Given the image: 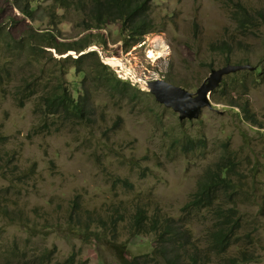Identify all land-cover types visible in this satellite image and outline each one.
<instances>
[{"label":"rangeland","instance_id":"1","mask_svg":"<svg viewBox=\"0 0 264 264\" xmlns=\"http://www.w3.org/2000/svg\"><path fill=\"white\" fill-rule=\"evenodd\" d=\"M8 1L11 5L0 0V19L14 34L6 40L0 37V152L2 168L9 169L0 172V198L16 204L17 215L27 222L18 232L1 227L0 234L7 233L0 238V249L7 246L0 257L12 250L14 239L23 249L33 231L32 241L46 239L49 248L63 239L84 241L91 234L112 238L117 233L111 241L125 247L119 257L109 255L111 264H166L164 258L156 260L155 251L165 249L156 248L155 236L133 235L125 224L117 232L111 227L117 213L124 212L127 223L142 207L149 221L173 218L178 233L173 245L178 248L185 241L180 249L184 263L191 259L190 264H204L208 254L195 246L202 249L223 218L214 211L190 213L184 205L205 169L231 154L238 168L226 202L227 208L235 206L245 227L243 239H235L225 255H210L207 264H225V256L264 264V0H148L153 29L129 49L123 19L104 6L107 0ZM238 5L253 17L258 11L263 15L256 26L246 25L245 35L233 21ZM26 6L35 10L32 19L23 12ZM11 15L14 20L9 23ZM30 27L50 31L59 44L19 48ZM77 39L89 46L82 53L96 50L118 77L141 92L148 93L147 84L155 79L195 92L211 70L236 66L224 68L226 77L211 96L215 110L203 107L197 117L180 122L177 113L151 94L122 100L104 92L96 80H84V73L76 70L82 53L64 52L62 45H73ZM212 44H227L231 50L215 52ZM112 58L119 63L110 62ZM95 62L92 57L81 67L88 70ZM241 65L248 68L241 71ZM248 72L262 76L251 80ZM225 80L237 88L219 94ZM60 82L74 97L88 94L86 119L66 121L42 111L41 97L56 91ZM245 91L250 105L244 111L228 105L241 102ZM188 141L197 146L188 149ZM43 249L29 244L18 256L26 264ZM53 257L35 264L65 260L55 255L52 261ZM102 261L108 264L106 256ZM81 262L76 259L75 264Z\"/></svg>","mask_w":264,"mask_h":264},{"label":"trees","instance_id":"2","mask_svg":"<svg viewBox=\"0 0 264 264\" xmlns=\"http://www.w3.org/2000/svg\"><path fill=\"white\" fill-rule=\"evenodd\" d=\"M13 1L16 2L17 0ZM7 2L10 4V1L7 0ZM104 6L113 8L114 11H117L115 17L119 21L123 19V23L125 24L123 31L129 33L130 35L129 41L126 42L127 49H129L132 46V43L136 42L140 36L153 29L152 19L150 17L151 7L148 5V0H107ZM26 8L27 10L23 11L26 18L32 19L35 10H33L31 6H26ZM237 8L238 12L234 14V19L237 27L243 32L246 25L251 27L256 26L258 23L255 21L258 20L260 23L263 18L260 11L256 12L253 17L248 13L246 8L240 5H238ZM240 11L245 17H240L238 14ZM103 18L104 14L102 6H100L98 19L102 20ZM7 20L10 23V21L14 20V15H11ZM11 36H14L13 32L5 27L4 20L0 19V37L6 40ZM26 36L27 39L24 42L19 43V48H21L23 44H27L33 49L37 45H40V43H46L44 46H47L48 48H55L59 44L55 35L51 34L50 31L38 32L30 27V31L26 33ZM140 39L141 38L138 40ZM62 45L65 49L64 52L75 51L77 53H82L89 47L83 44L79 39H77L73 45L66 43H62ZM213 45L214 44H212V46ZM36 49L41 51L40 48ZM92 57L96 58L95 65L93 67H89L88 70L83 69L81 67V63ZM76 60L78 63L76 70L84 73V80H87L88 78L96 80L98 87L113 98L123 100L127 97H132L133 99H137L141 94H150L144 91H139L136 89L135 85L131 84L130 81L118 77L117 73H115L111 66L104 64L98 58L97 51H89L85 54H81ZM247 74H250V78H253L251 73L248 72ZM236 88L237 84L233 81L227 82L225 80L224 86L219 91V94H227L234 91ZM215 91H213V93ZM247 94V91L243 93V96L240 98V100L242 99L241 102L235 101L233 103H228V105L238 107L241 111H244L250 105V101L248 97H246ZM151 96L153 97V95ZM40 104L42 105V111H44L47 115L59 116L66 121H82L89 115L88 107L90 106V102L88 94L83 93L74 97L62 82L58 84V89L56 91L43 95L41 97ZM193 146L197 145L192 141H188L186 144L188 149ZM4 163L5 162L1 159L0 152V172L9 171L8 167L2 168ZM14 168L17 169L16 167ZM237 168L238 165L231 154H227V156L217 159V162L205 169L203 176L198 182L196 191L192 193L188 203L184 206V209L188 210L190 213L214 211L219 213V215L223 218L222 221H218V223L215 224V229L211 232L212 237L209 238L206 245H204L202 249L195 246V248L202 254H208L204 264L208 263L207 260L210 255L217 257L225 255L227 249L231 244H233L235 239H243L242 231L245 227L240 223V218L236 214L235 206L227 208L226 202L227 196L230 198L232 197V195L227 194L226 190L234 187L233 173H235ZM220 198L223 199L222 202H220ZM15 205L2 203L0 198V223L8 225L12 228L13 226L24 228L25 225L12 223V212ZM117 215L118 219L111 224V227L115 232H117L120 224H125L133 235H153L156 237V248L162 247L165 249V251L160 250L159 253L165 259L166 264H183L182 251H180V249L184 246L185 241H182L178 248L174 247L173 244L176 241L175 238L178 237V233L174 231L175 228L173 225L175 221H173V218L164 220V218L154 217L149 221L147 211L142 207L135 210L132 217L128 219L127 223L124 212L117 213ZM161 228L164 229L163 232L159 231ZM182 238L184 239L185 235H183ZM242 242L244 243V241ZM14 245L15 246H12V250H5L3 257H0V260H2L0 264H22V260L18 256V252L22 249L18 247L17 244ZM241 253L243 257L244 254H247L244 250ZM41 256L46 258L45 251H43ZM259 258L260 256L257 258V262ZM43 261L44 259H41V263ZM223 262L225 264H244L243 261H240L238 257L235 256H225L223 257ZM188 263H191V259H189Z\"/></svg>","mask_w":264,"mask_h":264},{"label":"bare ground","instance_id":"3","mask_svg":"<svg viewBox=\"0 0 264 264\" xmlns=\"http://www.w3.org/2000/svg\"><path fill=\"white\" fill-rule=\"evenodd\" d=\"M109 61L119 63V61L115 58H112ZM223 193H224V190H223ZM167 219L169 218L167 217L164 218V220H167ZM1 227H3L5 230L10 226L4 225L1 223L0 231L2 230ZM13 231L15 230L13 229ZM15 232H18V231H15ZM6 233L7 231L1 233L0 238L2 237V235ZM34 236H35V231L31 232V236L26 239L25 246L22 250H26V245H29V244H34V245L39 246V248L43 247L44 249L38 254H33V256L30 259H27L26 264H35V261L37 259H45L41 256L43 251H45L46 253L45 257H47V259L45 260H51L52 257L54 256L52 260L54 261L55 255L58 257H65V260L62 264H75L76 259L81 260L82 261L81 264H88L90 259H97L98 264H104L102 261L103 256H106L107 263L111 264L109 262V255H116L119 257L121 255L120 253L121 248L125 247V243L118 244L119 241H111L112 239H117V233H114L112 238L109 236L91 234L88 238L84 239V241H74L72 239H67L65 241L63 239L56 246L52 245L51 248L48 247L47 245L48 241H46V239L45 241H32V238ZM13 244H17V246L19 247V243L16 239H14ZM6 246H7V243H4L3 248H5ZM3 248L0 249L1 254H2ZM155 253L157 256L156 260L163 258L161 254L158 253L157 251H155ZM146 256L148 255L146 254ZM22 264H23V260H22ZM183 264H184V260H183Z\"/></svg>","mask_w":264,"mask_h":264},{"label":"water","instance_id":"4","mask_svg":"<svg viewBox=\"0 0 264 264\" xmlns=\"http://www.w3.org/2000/svg\"><path fill=\"white\" fill-rule=\"evenodd\" d=\"M246 68L248 67H239L240 70ZM224 70L222 68L217 71H212L211 75L202 82L195 92H190L181 86L160 79L148 82V92L157 101L164 104L165 108L179 113L178 118L182 122L188 119V117H192V115L197 117L203 107L215 110L211 102V94L221 84Z\"/></svg>","mask_w":264,"mask_h":264},{"label":"clouds","instance_id":"5","mask_svg":"<svg viewBox=\"0 0 264 264\" xmlns=\"http://www.w3.org/2000/svg\"><path fill=\"white\" fill-rule=\"evenodd\" d=\"M233 21H234V23L236 24V22H235V19H233ZM236 28L238 29V31H240L242 34H244L245 35V33L243 32V31H241L238 27H237V24H236ZM211 49L213 50V51H215V52H221L222 54H228L229 52H230V50H231V47L229 46V45H227V44H224V45H219V44H214L213 46L211 45ZM92 51H96V50H92ZM89 52V51H88ZM82 54H85V53H82ZM81 55V54H80ZM79 55V56H80ZM104 64H106V65H109L107 62H105V61H103V59L101 60ZM228 65H233V64H226V65H224V66H222V67H220V68H218V69H213V70H211V72H210V74L208 75V77L211 75V73H212V71H217V70H219V69H222V68H225L226 66H228ZM110 66V65H109ZM244 70V69H243ZM250 71H253V69H249ZM249 73H251L252 75H253V78H250L251 80H258L259 78H260V76H262V75H260V74H255V73H253V72H249ZM207 77V78H208ZM226 76L225 75H223V79H222V82H223V80H224V78H225ZM207 78H205L204 79V81L207 79ZM203 81V82H204ZM222 82H221V84H222ZM220 84V85H221ZM219 85V86H220ZM219 88V87H218ZM217 88V89H218ZM216 90V89H215ZM149 93V92H148ZM213 93V92H212ZM212 95V94H211ZM177 114H179V113H177ZM12 223H18V224H20V225H25V223H26V219H25V217L24 218H21V217H19L18 215H17V213H16V211H15V206H14V209H13V212H12ZM13 225V224H12ZM13 228H14V230L15 231H19V230H22L23 228H20V227H17V226H13Z\"/></svg>","mask_w":264,"mask_h":264},{"label":"flooded vegetation","instance_id":"6","mask_svg":"<svg viewBox=\"0 0 264 264\" xmlns=\"http://www.w3.org/2000/svg\"><path fill=\"white\" fill-rule=\"evenodd\" d=\"M233 66H236V64H233ZM242 71V70H241Z\"/></svg>","mask_w":264,"mask_h":264}]
</instances>
